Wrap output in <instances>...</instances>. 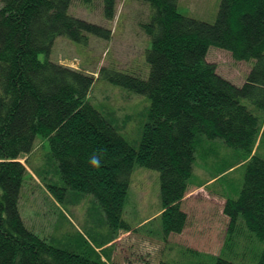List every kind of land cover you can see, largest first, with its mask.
<instances>
[{"label": "trees", "instance_id": "trees-1", "mask_svg": "<svg viewBox=\"0 0 264 264\" xmlns=\"http://www.w3.org/2000/svg\"><path fill=\"white\" fill-rule=\"evenodd\" d=\"M115 1L102 0L108 21ZM134 1L149 9L148 20L141 24L150 42L147 76L102 66L98 78L147 98L138 146L90 103L93 75L49 59L57 37L87 45L89 35L107 40L111 30L70 15L72 0H0V264H138L140 249L132 252L130 263L114 262L109 244L121 230L132 229L122 218L120 202L131 163L159 173L158 219L160 240L165 241L186 225L181 203L189 187L203 185L193 181L197 159L217 153L213 145L218 142L231 149L236 164L211 173V180L258 158L264 136V0H221L212 23L180 13L177 0ZM210 47L249 63L241 86L206 60ZM38 135L48 141L56 183L46 181L50 175L42 173V164L34 171L27 164ZM27 174L37 177L36 184H42L57 204L75 192L91 196L107 236L91 243L67 220L80 242L67 238L56 243L27 227L18 208ZM223 198L222 213L228 221L219 254L191 248L184 252L199 262L241 264L233 259L257 240L262 249L256 264H264V200L259 196V205L256 198L253 202L230 193ZM147 261L140 264H169Z\"/></svg>", "mask_w": 264, "mask_h": 264}, {"label": "rangeland", "instance_id": "rangeland-1", "mask_svg": "<svg viewBox=\"0 0 264 264\" xmlns=\"http://www.w3.org/2000/svg\"><path fill=\"white\" fill-rule=\"evenodd\" d=\"M220 1L177 0V5L180 13L212 23ZM68 12L77 18L109 28L111 37L105 40L89 35L87 45L57 37L49 59L93 75L94 82L88 94L90 103L100 110L124 138L138 146L149 106L147 98L98 78V71L102 66H111L120 71L147 76L145 53L150 42L141 24L148 20V6L134 0H116L114 16L110 21L103 15L102 0H72ZM45 57L42 53L38 55L41 61ZM206 60L216 66L218 74L233 84L241 86L245 82L249 63L235 61L230 53L215 47L209 48ZM213 146L217 153L213 152L210 158L208 154L204 155L206 159H197L194 165L193 181L203 185H191L183 198L181 208L188 217L184 229L178 234H169L165 241L160 240L162 230L158 219L161 211L159 173L145 167H135L132 163L129 165L120 202L122 218L132 229L121 230L117 242L109 243L113 245L112 261L127 260L130 263V256L137 248L140 249L137 252L140 257L138 264L145 259L150 262L162 260L169 264H209L189 257L184 248L210 255L219 254L228 221L222 213L224 194L230 193L233 198L240 196L253 202H256V198L259 200L256 203L263 205L260 198L264 200V181L258 180L264 179V136L257 152L258 158L254 157L253 163L248 166L236 165L210 180L215 172H221L227 165L236 164L231 149L221 142ZM21 162L24 163V159ZM27 164L32 171L42 164V173L50 175L47 182L56 183L59 180L57 169L50 158L48 141L39 135L35 138ZM29 175L24 178L18 203L21 218L27 227L32 226L37 234L50 236L56 243L67 242V238L79 243L80 238L74 227L83 236L89 237L91 243L96 237L100 239L107 236L108 228L98 209L92 206L91 196L80 197L75 192L76 195H69L62 204H57L42 184H36L39 182L37 177L31 178ZM258 185L260 188H257ZM75 201H80V205L74 204ZM72 243L76 244L74 241ZM261 249L262 244L253 240L246 246L245 254L238 255L233 261L256 264Z\"/></svg>", "mask_w": 264, "mask_h": 264}, {"label": "crops", "instance_id": "crops-1", "mask_svg": "<svg viewBox=\"0 0 264 264\" xmlns=\"http://www.w3.org/2000/svg\"><path fill=\"white\" fill-rule=\"evenodd\" d=\"M182 201H184V199H183ZM187 219H188V217H187ZM120 236H121V233H120L119 236L114 240V242H117V239L120 238Z\"/></svg>", "mask_w": 264, "mask_h": 264}]
</instances>
